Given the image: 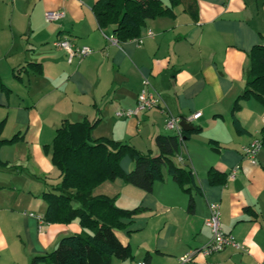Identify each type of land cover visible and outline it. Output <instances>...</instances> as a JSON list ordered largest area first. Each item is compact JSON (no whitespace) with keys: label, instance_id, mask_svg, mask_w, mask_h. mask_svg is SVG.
Segmentation results:
<instances>
[{"label":"crops","instance_id":"obj_1","mask_svg":"<svg viewBox=\"0 0 264 264\" xmlns=\"http://www.w3.org/2000/svg\"><path fill=\"white\" fill-rule=\"evenodd\" d=\"M95 1L0 0V79L9 89L0 90V139L19 136L0 146V264H30L61 237L89 232L78 220L43 218L42 193L60 178L51 144L63 120L99 118L94 138L155 155V136L175 134L165 128L166 115L184 118L194 112L200 116L190 125L198 130L173 157L193 172L189 192L165 167L163 180L150 192L120 177L94 188V195L113 198L120 208H143L115 230L130 256L113 257L110 264H180V256L209 241L204 221L211 202L219 204L221 228L242 249L228 245L182 264H264V148L255 163L243 154L245 145L262 137L264 104L255 97L240 101L236 117L243 132L231 115L249 74V51L264 44V0H183L172 13L147 19L138 38L120 42L112 41V26L98 27ZM59 10L63 17L46 20V12ZM59 38L92 52L68 62L54 44ZM144 87L160 96L161 105L118 117V110L135 106ZM120 167L132 169L130 156ZM210 168L223 172L224 182L211 184Z\"/></svg>","mask_w":264,"mask_h":264},{"label":"trees","instance_id":"obj_2","mask_svg":"<svg viewBox=\"0 0 264 264\" xmlns=\"http://www.w3.org/2000/svg\"><path fill=\"white\" fill-rule=\"evenodd\" d=\"M169 1L167 5L162 0H96L92 11L98 27L112 26V34L120 42L138 38L147 19L172 13L173 6L183 0ZM249 59V74L231 110L232 123L238 132L244 131L236 117L240 101L255 97L264 104V44L252 46ZM0 90H9L1 79ZM98 119L77 122L65 119L55 129L51 162L59 170L60 178L42 193L46 202L44 221L70 223L78 220L89 232L61 237L51 251L34 255L30 264H110L113 257L126 259L130 256L128 247L120 242L115 230L125 226L123 218H132L143 208H120L113 198L94 195V188L106 180L120 177L126 183L150 192L155 182L163 180L165 167L171 179L184 191L189 192L186 185L194 184L191 169L176 165L173 157L181 142L198 130L197 127L182 129L181 139L176 134L156 135L154 142L158 153L152 155L114 139L94 138L92 130ZM2 124L3 121L0 131ZM18 137L15 134L9 139H0V146L12 143ZM260 140L264 148V132ZM125 155L133 160L129 172L120 167ZM3 164L0 160V165ZM207 175L211 184L225 180V174L215 168H210ZM192 204L193 198L189 197L190 209Z\"/></svg>","mask_w":264,"mask_h":264},{"label":"built area","instance_id":"obj_3","mask_svg":"<svg viewBox=\"0 0 264 264\" xmlns=\"http://www.w3.org/2000/svg\"><path fill=\"white\" fill-rule=\"evenodd\" d=\"M64 16V12L62 10L59 11H48L45 13L46 20H56ZM149 32L148 34H150ZM112 41L116 42V38H112ZM138 41H141L139 38ZM55 46L63 49L67 55V61L72 62L74 58H84L88 54L92 52V49L89 46H76L67 38H59L54 42ZM148 85V82L145 81V86ZM161 105L160 96L149 90L147 87L142 88L137 93L136 104L134 107L120 109L116 112L118 117L129 118L133 116H137L141 112H145L154 107ZM200 116V112L191 113L184 118L172 116L170 114L166 115L165 119V128L169 131H173L179 139L182 137V127L180 125L181 121H184L188 124H193V122L198 119ZM262 149V143L259 138H255L251 140L247 145L243 147V154L251 163L256 162V157L259 151ZM235 173L233 170L230 173V177H232ZM209 215L205 219L204 224L210 229L211 237L207 243H205L200 248L191 250L178 258L180 264L190 261L194 254L202 253L205 255L218 252L223 250L226 246L230 245L235 247L236 249H242V246L238 244L232 235L225 232L220 226V210L219 204L216 202L209 203ZM31 215H34L31 213ZM39 220L41 218L37 216ZM140 264H146L145 262H140Z\"/></svg>","mask_w":264,"mask_h":264},{"label":"water","instance_id":"obj_4","mask_svg":"<svg viewBox=\"0 0 264 264\" xmlns=\"http://www.w3.org/2000/svg\"><path fill=\"white\" fill-rule=\"evenodd\" d=\"M180 125H181V127H182L183 130H191L193 128L192 125H190V124H188V123H186L184 121H181L180 122Z\"/></svg>","mask_w":264,"mask_h":264}]
</instances>
